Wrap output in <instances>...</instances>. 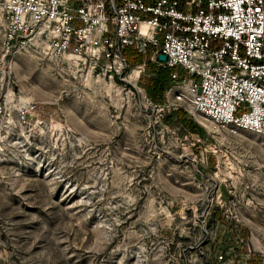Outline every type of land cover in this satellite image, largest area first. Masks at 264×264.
I'll return each mask as SVG.
<instances>
[{
	"label": "rangeland",
	"instance_id": "rangeland-1",
	"mask_svg": "<svg viewBox=\"0 0 264 264\" xmlns=\"http://www.w3.org/2000/svg\"><path fill=\"white\" fill-rule=\"evenodd\" d=\"M3 1L0 264H264V134L195 120L149 59L7 48Z\"/></svg>",
	"mask_w": 264,
	"mask_h": 264
},
{
	"label": "built area",
	"instance_id": "built-area-1",
	"mask_svg": "<svg viewBox=\"0 0 264 264\" xmlns=\"http://www.w3.org/2000/svg\"><path fill=\"white\" fill-rule=\"evenodd\" d=\"M3 9L9 49L35 43L113 77L132 70V48L137 66L174 70L167 100L195 120L264 134V0H4Z\"/></svg>",
	"mask_w": 264,
	"mask_h": 264
},
{
	"label": "trees",
	"instance_id": "trees-1",
	"mask_svg": "<svg viewBox=\"0 0 264 264\" xmlns=\"http://www.w3.org/2000/svg\"><path fill=\"white\" fill-rule=\"evenodd\" d=\"M126 60L132 65H138L142 62V57L134 51L132 48H127L125 50ZM168 82V72L166 70H160L156 75L155 79H150L149 83L146 86V90L148 95L152 100H157L162 98L164 89ZM181 115V111H179V117Z\"/></svg>",
	"mask_w": 264,
	"mask_h": 264
},
{
	"label": "water",
	"instance_id": "water-1",
	"mask_svg": "<svg viewBox=\"0 0 264 264\" xmlns=\"http://www.w3.org/2000/svg\"><path fill=\"white\" fill-rule=\"evenodd\" d=\"M158 59H159L160 61H165V60H166V55H164V54H159Z\"/></svg>",
	"mask_w": 264,
	"mask_h": 264
},
{
	"label": "bare ground",
	"instance_id": "bare-ground-1",
	"mask_svg": "<svg viewBox=\"0 0 264 264\" xmlns=\"http://www.w3.org/2000/svg\"><path fill=\"white\" fill-rule=\"evenodd\" d=\"M64 58H75V59H79V58H77V57H74V56H71V55H67V56H65ZM140 71V70H139ZM139 71H136V76H138V74H139Z\"/></svg>",
	"mask_w": 264,
	"mask_h": 264
}]
</instances>
